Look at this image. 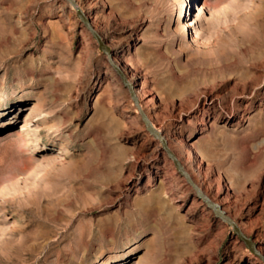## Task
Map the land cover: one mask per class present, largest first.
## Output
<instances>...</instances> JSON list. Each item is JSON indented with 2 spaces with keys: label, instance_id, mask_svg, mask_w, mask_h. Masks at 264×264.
Instances as JSON below:
<instances>
[{
  "label": "rangeland",
  "instance_id": "374dc122",
  "mask_svg": "<svg viewBox=\"0 0 264 264\" xmlns=\"http://www.w3.org/2000/svg\"><path fill=\"white\" fill-rule=\"evenodd\" d=\"M75 1L112 57L66 0H0V264H264L109 61L264 256V0Z\"/></svg>",
  "mask_w": 264,
  "mask_h": 264
},
{
  "label": "water",
  "instance_id": "95a60500",
  "mask_svg": "<svg viewBox=\"0 0 264 264\" xmlns=\"http://www.w3.org/2000/svg\"><path fill=\"white\" fill-rule=\"evenodd\" d=\"M70 5H72L75 10L78 13L79 18L82 20V22L85 24L86 28L92 33L93 37L98 41V44L100 46V49L105 55H109L112 57L110 49L106 46L104 40L99 35V33L94 29L93 25L91 24L90 20L86 17L85 13L80 9L77 2L75 0H66ZM113 58H110V64L115 69V71L118 73V75L121 77L123 84L125 87L130 91V94L132 96L133 101L135 104L138 102V96L135 92L134 86L128 81L126 75L123 73L122 69L117 66L114 62ZM143 120L146 125L147 130L150 132V134L160 140L163 144V150L167 154L168 158L174 163L178 173L181 177L186 179L187 183L195 190L198 198L203 201L207 205V207L212 210L218 219L222 220L223 222H226L230 224L234 230L235 234L240 238L241 241H243L250 249L251 251L261 259V261L264 262V256L257 250L256 245L252 242L250 238L245 236L243 232L240 230V228L233 222V220L230 219V217L223 212L221 209V206L215 204L211 199H209L202 191L201 188L194 182L191 175L185 170V167L183 166L182 162L178 159V157L173 153V151L169 148L168 142L161 134L160 132L156 131L152 123L150 122L149 118L143 114Z\"/></svg>",
  "mask_w": 264,
  "mask_h": 264
},
{
  "label": "bare ground",
  "instance_id": "6f19581e",
  "mask_svg": "<svg viewBox=\"0 0 264 264\" xmlns=\"http://www.w3.org/2000/svg\"><path fill=\"white\" fill-rule=\"evenodd\" d=\"M83 12L85 13V11L83 10ZM85 15H86V17L89 19V16L85 13ZM117 64H119L118 62H117ZM116 64V65H117ZM131 84H133L134 85V82H132L131 81ZM140 90H138L137 91V94H138V102L136 103V105H137V112L138 113H140L141 115H143V114H145V112H144V106L141 104V101H142V97H141V95H140ZM141 100V101H140ZM52 116V113H46V117H51ZM143 117V116H142ZM52 123H50L49 124V127H48V129L51 131H56V130H63V129H65V128H69L70 127V125H69V122L68 121H66V120H64L63 118H61V117H58V118H56V119H53L52 121H51ZM153 126V128H155L154 127V125H152ZM156 129V128H155ZM158 132H160L161 134H163L164 135V133L160 130V129H158ZM165 136V135H164ZM264 142V139H262V141H261V143H263ZM258 146H259V144L258 143H252L251 145H250V147L249 148H251V149H256V148H258ZM262 147V146H261ZM250 150V149H249ZM202 191V190H201ZM204 194H205V192L204 191H202ZM206 195V194H205ZM207 196V195H206ZM209 198V197H208ZM209 199H211V198H209ZM211 201H213L215 204H217V205H219V206H221V203H219V202H215V200L214 199H211ZM221 209L223 210V212H227L225 209H223L222 207H221Z\"/></svg>",
  "mask_w": 264,
  "mask_h": 264
}]
</instances>
